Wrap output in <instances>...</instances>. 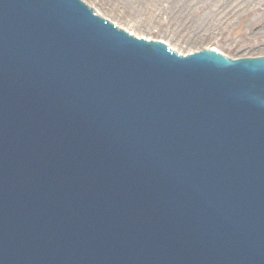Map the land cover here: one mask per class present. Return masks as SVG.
<instances>
[{
    "label": "water",
    "instance_id": "obj_1",
    "mask_svg": "<svg viewBox=\"0 0 264 264\" xmlns=\"http://www.w3.org/2000/svg\"><path fill=\"white\" fill-rule=\"evenodd\" d=\"M91 7L0 0V264H264V55Z\"/></svg>",
    "mask_w": 264,
    "mask_h": 264
},
{
    "label": "rangeland",
    "instance_id": "obj_2",
    "mask_svg": "<svg viewBox=\"0 0 264 264\" xmlns=\"http://www.w3.org/2000/svg\"><path fill=\"white\" fill-rule=\"evenodd\" d=\"M85 1L119 27L140 37L164 40L182 54L214 48L231 58L264 55V0H236L223 16L220 6H211L207 0H186L193 3L188 20L182 23L173 18L175 3L182 0H156L152 6L136 8L110 0Z\"/></svg>",
    "mask_w": 264,
    "mask_h": 264
},
{
    "label": "bare ground",
    "instance_id": "obj_3",
    "mask_svg": "<svg viewBox=\"0 0 264 264\" xmlns=\"http://www.w3.org/2000/svg\"><path fill=\"white\" fill-rule=\"evenodd\" d=\"M113 4H118L125 6L126 4H130L132 7L136 8L138 6H152L156 0H110ZM174 1V0H173ZM211 3V6H220L221 14L226 15V11H228V7H232V2L236 0H207ZM176 2V1H175ZM193 1L186 2V0H182L180 3H175L177 5V9L174 8L173 12L176 11L174 19L180 20V22H185L188 20V13L190 8L192 7ZM101 10V9H99ZM95 11H98L97 9ZM99 12V11H98ZM221 16V15H220ZM131 33V32H130ZM191 51V50H190ZM189 51V52H190Z\"/></svg>",
    "mask_w": 264,
    "mask_h": 264
}]
</instances>
